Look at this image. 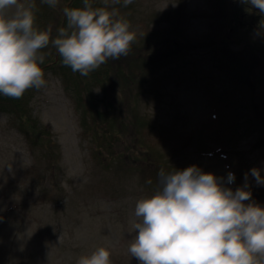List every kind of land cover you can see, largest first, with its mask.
<instances>
[{"label": "rangeland", "instance_id": "374dc122", "mask_svg": "<svg viewBox=\"0 0 264 264\" xmlns=\"http://www.w3.org/2000/svg\"><path fill=\"white\" fill-rule=\"evenodd\" d=\"M68 1L51 8L34 0L36 26L51 24L55 37ZM239 1L114 5L136 40L127 56L107 64H148L133 99L120 79L93 89L103 107L117 85L111 95L125 94L119 111L126 126L135 121L127 114L130 105L137 110L141 145L133 137L129 146H116L125 152L119 160L105 157L106 150L99 155L98 134L83 126L73 92L50 65L42 67L45 86L27 90L24 99L45 144L26 138L16 112L0 110V264H77L100 246L111 249L112 264H139L128 253L130 221L136 201L158 190L161 168L195 165L225 181L231 172L235 180L225 186L233 191L244 186L247 173L252 196L245 203L264 207V185L251 175L256 168L264 178V69L254 49L264 53V15L247 4L239 20L233 9ZM54 50L50 44L42 52L47 58Z\"/></svg>", "mask_w": 264, "mask_h": 264}, {"label": "clouds", "instance_id": "9594fccd", "mask_svg": "<svg viewBox=\"0 0 264 264\" xmlns=\"http://www.w3.org/2000/svg\"><path fill=\"white\" fill-rule=\"evenodd\" d=\"M56 8L60 0H41ZM264 15V0H243ZM121 0H103L94 7L65 6L66 19L52 36L53 26H36L34 0H0V95L20 99L29 89L45 86V55L51 44L63 65L88 76L109 59L127 56L136 33L114 5ZM127 7L133 0H122ZM251 175L258 185L264 178L256 168ZM245 184L233 191L227 180L205 173L193 165L183 170L158 172V190L136 201L133 238L128 253L139 264H264V207L250 202ZM109 247H97L81 255L77 264H112Z\"/></svg>", "mask_w": 264, "mask_h": 264}, {"label": "trees", "instance_id": "16d2710c", "mask_svg": "<svg viewBox=\"0 0 264 264\" xmlns=\"http://www.w3.org/2000/svg\"><path fill=\"white\" fill-rule=\"evenodd\" d=\"M68 3H70L68 4L69 7H79V5L82 4V1L69 0ZM243 6L246 7L247 4L239 1L237 6L233 8L235 17L239 16V20L244 16L241 10ZM60 14L61 16L57 21L56 30L58 27L64 26L66 23L63 13ZM254 49L257 59L256 64L259 63L264 69V53L257 50V47H254ZM54 51L56 52L57 50L55 49ZM51 52L53 53V51ZM55 54L53 53L51 56H48L47 58L45 57L44 64L41 66L45 67L50 65L47 68L57 71L63 80L65 87L73 92L77 109L81 114V122L83 123V126H85L87 130H91L92 133H94V136L98 134L96 136L97 139L95 138V143L99 155L101 156L103 150H106L105 157H107V155L110 157L112 154V158L110 157L111 159L117 158L119 160L125 155V152L116 149V146H129V144L132 143V139H134L133 137H135V139L137 138L133 144L136 145V143H138L136 146L139 147V145H141V143H139L141 134L138 132L139 119L138 117H135L137 110H134L132 105H130V110L127 114L131 115V120L134 117L135 121L131 122V125L128 126H126L125 123L123 124L125 111H119V105L125 99V94L123 96L117 94L111 95L113 89L115 90L117 87L116 85L111 91H108L107 96L101 100L100 103L103 105V107H101L100 104L95 101L93 89L98 85L106 87L107 84H110L111 78L117 80L120 79L122 92L127 90L131 99H133L136 94L135 91L143 85L148 64H146L145 61L142 65H139L136 62L135 64L129 63L128 65L119 68L109 66L105 63L85 77L81 76L78 72H73L70 67L63 65L62 59L59 55L55 57ZM112 62L114 64L113 59ZM110 74L112 75L110 76ZM261 83L264 84V81ZM25 94L20 99H11L0 95V110L8 113L16 112L15 114L20 123L18 124L19 128L26 138L33 143L37 142L43 145L47 140L45 138V132L27 113L24 100ZM129 132L132 133L131 137H128ZM51 152L52 151L50 150L49 153Z\"/></svg>", "mask_w": 264, "mask_h": 264}]
</instances>
